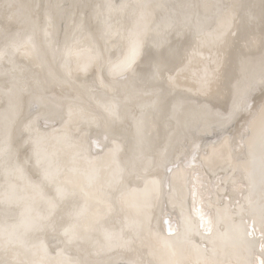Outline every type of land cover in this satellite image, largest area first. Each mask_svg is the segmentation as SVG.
Masks as SVG:
<instances>
[{"label": "bare ground", "instance_id": "1", "mask_svg": "<svg viewBox=\"0 0 264 264\" xmlns=\"http://www.w3.org/2000/svg\"><path fill=\"white\" fill-rule=\"evenodd\" d=\"M203 140L214 231L180 165L164 236V166ZM262 244L264 0H0V264H260Z\"/></svg>", "mask_w": 264, "mask_h": 264}, {"label": "water", "instance_id": "2", "mask_svg": "<svg viewBox=\"0 0 264 264\" xmlns=\"http://www.w3.org/2000/svg\"><path fill=\"white\" fill-rule=\"evenodd\" d=\"M246 132L247 131L241 132L238 134L237 139L236 137L234 138L235 139L234 142H236L234 146V151L236 153L237 152L240 153V151L244 148V144H245L244 136L248 134V132L247 133ZM206 140H203V145L201 146L200 145L192 146V148L188 150V153L185 156L181 157L180 160L174 162L170 161L166 163V165L164 166V176L162 178L161 188L163 194V204H164L163 208L164 210H166L165 211L166 213L161 214L157 224V228L160 231V234H163L164 236H168V237L174 236L177 233H179L181 229L180 219L175 214V212L172 209H170V205L167 197L168 193L172 189L171 186L172 171L175 170L176 168L178 169L180 165H182L188 171V175H189V184H188V191L190 192L188 196L189 213L191 214V216L194 215L193 217L196 219L197 216H195V213H199L200 216H198V218L202 223H199L198 221L197 227L204 236L210 235L214 231L215 223H216L215 211L212 207L207 205L206 201L208 199H211L210 197L212 196V192L213 191L217 192L218 188L222 185L223 172H219L216 175L212 176L206 170L203 160L201 159V154L206 151V145H207L205 144ZM103 141L104 142L93 143L92 146L95 147L96 145H101L103 143L107 145L110 142L109 140H106V138ZM194 177H197L198 179L197 182L198 188L196 189H198V194H201L203 200L194 199L193 201L192 198V202H191V192H193V189H195L193 186L194 185L193 180H195ZM234 187L238 190V193L240 194L244 193L246 189V180L241 176L240 181H238V183L234 185ZM194 197L197 198V193L194 195ZM239 197H241V195H239ZM222 199L223 201H229V198H227V193L223 196ZM201 217L203 218V220H201ZM248 224H250L251 227L253 226L252 222ZM200 243H202V245L205 244V243L203 244L202 241ZM109 264H132V263L125 260H117Z\"/></svg>", "mask_w": 264, "mask_h": 264}, {"label": "snow or ice", "instance_id": "3", "mask_svg": "<svg viewBox=\"0 0 264 264\" xmlns=\"http://www.w3.org/2000/svg\"><path fill=\"white\" fill-rule=\"evenodd\" d=\"M261 250L264 251V244L261 245ZM260 264H264V260H261Z\"/></svg>", "mask_w": 264, "mask_h": 264}]
</instances>
